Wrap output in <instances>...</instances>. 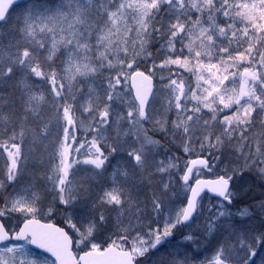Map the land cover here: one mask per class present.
<instances>
[{
	"label": "snow or ice",
	"instance_id": "obj_1",
	"mask_svg": "<svg viewBox=\"0 0 264 264\" xmlns=\"http://www.w3.org/2000/svg\"><path fill=\"white\" fill-rule=\"evenodd\" d=\"M0 264H264V0H0Z\"/></svg>",
	"mask_w": 264,
	"mask_h": 264
},
{
	"label": "rangeland",
	"instance_id": "obj_2",
	"mask_svg": "<svg viewBox=\"0 0 264 264\" xmlns=\"http://www.w3.org/2000/svg\"><path fill=\"white\" fill-rule=\"evenodd\" d=\"M0 163H2V161H0Z\"/></svg>",
	"mask_w": 264,
	"mask_h": 264
}]
</instances>
